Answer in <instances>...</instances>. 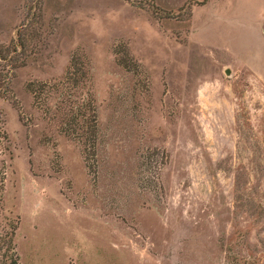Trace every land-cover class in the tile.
Masks as SVG:
<instances>
[{"label":"rangeland","instance_id":"obj_1","mask_svg":"<svg viewBox=\"0 0 264 264\" xmlns=\"http://www.w3.org/2000/svg\"><path fill=\"white\" fill-rule=\"evenodd\" d=\"M0 49V264H264V0H0Z\"/></svg>","mask_w":264,"mask_h":264},{"label":"trees","instance_id":"obj_2","mask_svg":"<svg viewBox=\"0 0 264 264\" xmlns=\"http://www.w3.org/2000/svg\"><path fill=\"white\" fill-rule=\"evenodd\" d=\"M19 34V32H18ZM19 44V43H18ZM19 45H22V42L20 41V44ZM2 49V48H1ZM1 49H0V59H5V56L3 55V53L1 52ZM13 50L16 49V46H14V48H12ZM11 228H10V232L9 233H6L5 236H8L9 239H8V250L10 252V250H12V247L10 246L11 245V242L13 241V236H14V231L16 229V224L12 223L11 225ZM9 264H17V260H16V257L15 258H12V256L9 254Z\"/></svg>","mask_w":264,"mask_h":264},{"label":"water","instance_id":"obj_3","mask_svg":"<svg viewBox=\"0 0 264 264\" xmlns=\"http://www.w3.org/2000/svg\"><path fill=\"white\" fill-rule=\"evenodd\" d=\"M228 73V72H227Z\"/></svg>","mask_w":264,"mask_h":264}]
</instances>
